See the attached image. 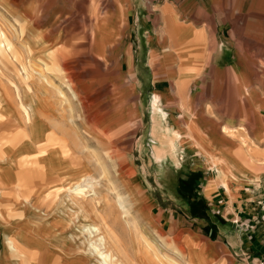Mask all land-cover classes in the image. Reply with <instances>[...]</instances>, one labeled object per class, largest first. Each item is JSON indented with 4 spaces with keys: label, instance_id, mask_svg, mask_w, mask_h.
I'll return each instance as SVG.
<instances>
[{
    "label": "rangeland",
    "instance_id": "374dc122",
    "mask_svg": "<svg viewBox=\"0 0 264 264\" xmlns=\"http://www.w3.org/2000/svg\"><path fill=\"white\" fill-rule=\"evenodd\" d=\"M162 1L146 0L134 18L119 14L131 7L129 0H0V144L14 157L11 172L0 173V185L15 179L0 189V206L19 207L32 219L22 215L0 223V264H11L3 240L8 231L25 233L31 246L48 253L59 245L66 251V233L58 239L52 230L68 224L67 207L57 196L63 185L74 183L86 191L83 199L73 190L63 193L75 209L81 207L78 201L84 203L88 221L101 225L107 249L118 259L111 264H136L141 255L153 264H188L187 259L202 264L187 241L185 251L179 233L155 225L150 206L181 215L189 210L188 222L199 217L202 209L189 204L192 181L199 191L204 167L215 174L217 169L222 178L215 158L264 182V0H209L200 18L202 33L194 35L203 42L201 54L187 46L192 30L180 33L171 4L158 15ZM155 38L161 47L149 53ZM106 44L112 45V60L102 54ZM129 46L134 60L123 61ZM152 75L159 78L153 87ZM154 95L159 116L152 111ZM22 107L31 113L28 121ZM42 120L47 130L41 131L42 140L49 141L34 146L33 126ZM165 126L181 134L173 149ZM187 139H197L199 148H190ZM204 145L210 156L201 155ZM240 147L244 157L235 151ZM249 149L258 153L252 157ZM200 240L191 239L194 248ZM70 254L88 260L85 254Z\"/></svg>",
    "mask_w": 264,
    "mask_h": 264
},
{
    "label": "crops",
    "instance_id": "0c3cea01",
    "mask_svg": "<svg viewBox=\"0 0 264 264\" xmlns=\"http://www.w3.org/2000/svg\"><path fill=\"white\" fill-rule=\"evenodd\" d=\"M129 2L131 7L128 8L126 12H119V14L125 17L133 14L135 18L136 11L138 9L140 11V9L144 7L146 0H129ZM208 2L209 0H173L170 3L169 1L164 0L161 2L159 8L158 15L161 16L162 6H164L165 3L167 5L171 4L169 11L175 16L176 22L182 26L180 27V33L182 34L183 31L187 29L192 30L193 34L190 33V38L193 41L188 43L189 45L187 44V46H193L192 51L196 54H201L204 51V47H202L204 46L203 42L196 41L194 35L196 36L197 34V36H199L202 33L203 21L200 18L202 12L204 11L203 7L206 6ZM185 18H189V21L185 20ZM106 43L109 44V42ZM150 43L149 53L161 47L159 38H155V40ZM108 44L105 45L106 50L104 52L102 51V54L106 60H112L115 55L113 50L109 51L112 48V45L110 44L108 47ZM165 44L168 43L166 42ZM181 47L182 46H178L177 48L180 49ZM128 49L129 56L127 54H123L121 60H134V57L130 54V46ZM116 59H120V57L118 58V53ZM176 74H178V71L174 72L172 77ZM156 80H159L158 76L152 75L150 81L152 87L154 81ZM194 85L197 87L200 86L199 84L196 85V83ZM189 88L190 86H186L184 90V98H186ZM173 92H175V90H173ZM104 102L107 103V101ZM40 118L44 119L49 117L40 116ZM38 124L46 126L44 121L38 122ZM177 132L180 134L179 131ZM192 141L197 142L196 139H193ZM25 146L28 147V145ZM189 147L191 148V146ZM192 149H195L193 148V145ZM203 150L205 151V155L208 154L210 156L205 145ZM249 150L251 151L248 153L252 157L258 153L252 149ZM235 151L243 156L241 147L239 149L237 148ZM217 159L219 158H215V160ZM221 161V173L228 174L229 172H232L235 174V177H226L223 175V177L220 178V173L215 167L214 168L216 169L217 174H215L214 169L204 167V170L201 171L202 176L199 178V191L197 189L198 182L195 185V180L192 181V187L195 189L193 190V196L191 197L189 204H192L194 207L198 205V207L202 209L199 217L193 219L191 222H188L184 219V216L186 212H189V210L186 212L184 211L183 215H181L176 213L173 209L157 208V204H152L150 206L148 214L155 225L162 226L161 228H164L171 234L177 235V233H179V235L185 239L183 243L186 252L188 251V246L185 242L187 241L190 243L192 253L201 261L202 264H252L253 259L264 258V182H262L261 177L258 179L256 173L245 175L240 170L234 169V166L231 163L224 160ZM200 167L203 166L200 165ZM15 171L16 167H14L13 173H15ZM10 172L11 171L5 172L3 169H0V173L2 174ZM213 174L215 175L213 176ZM11 175L15 176L13 174ZM6 177L9 176L4 175V178ZM218 179H220L222 183L218 182ZM14 180L15 179L13 178V180H10L8 184H4L2 186L8 187L12 184V182H14ZM3 181L6 182L7 180L3 179ZM2 186L0 185L1 190ZM158 200L162 201L160 199ZM24 212L19 207L15 208L13 211L12 209L2 205V207L0 206V223L5 222L4 224L7 223L6 225L9 223L11 224L13 221L10 222V218L22 215H26V220H32L30 219L31 217ZM4 236L11 239L10 244L15 248H12L9 245V242L5 241ZM193 238L201 239V244L197 248H194L191 243V239ZM3 240L5 243L6 253L10 256L11 264H15L13 260L16 258H19V264L89 263L88 260L85 261L84 259H81V255L70 254V252H76V249L69 247L66 244L63 247L66 251L60 249L61 245H59L60 247L54 246L49 249L50 253L46 252V248H35L37 245L31 246L27 235L20 231L13 233H9V231L6 232L3 235ZM18 243L20 248L17 247ZM12 252H19L18 256L12 254ZM66 252L71 256L68 257L67 254H65ZM0 253L3 258L2 243ZM1 263H3L2 260Z\"/></svg>",
    "mask_w": 264,
    "mask_h": 264
},
{
    "label": "bare ground",
    "instance_id": "6f19581e",
    "mask_svg": "<svg viewBox=\"0 0 264 264\" xmlns=\"http://www.w3.org/2000/svg\"><path fill=\"white\" fill-rule=\"evenodd\" d=\"M174 31H170V33H172ZM191 34H193V32H191ZM187 35V34H186ZM185 35V37H186ZM171 36L173 37V34H171ZM168 41V40H167ZM179 43V42H178ZM25 46V45H24ZM48 56V55H47ZM57 64V63H56ZM188 76V75H187ZM45 77V76H44ZM46 80V78H45ZM186 79H183V81H185ZM188 81V80H187ZM186 81V82H187ZM59 88V87H58ZM58 90V94L60 95V97L62 98V96H64L62 94V92ZM184 86H182L181 90H183ZM56 89V88H55ZM29 90H27L26 92H28ZM12 94V93H11ZM14 96V94H12ZM74 97V96H73ZM63 99V98H62ZM11 101H13V99H10ZM9 99H3L2 102H9L10 101ZM30 100V99H29ZM76 100V99H75ZM80 100V99H79ZM158 101H159V97L154 95L153 97V102H152V111H153V115L155 116H159L161 114V110H159V106H158ZM82 102V101H81ZM80 102V103H81ZM3 103V104H4ZM5 106L7 107V110L8 112H11V107L9 105H6ZM2 108V106H1ZM0 108V109H1ZM3 109V108H2ZM6 111V112H7ZM7 112V113H8ZM22 113H23V117L25 121H28V118L29 116H31L29 114V111H28V108H24L22 107ZM1 114V113H0ZM5 114V113H4ZM22 117V118H23ZM154 120V119H153ZM156 121V120H155ZM156 123V122H155ZM154 123V124H155ZM35 129L32 130V135L35 134V136H37V138H32V142L31 144L32 145H36L37 146H44L46 142H48L49 140H42V137H45L46 134L45 132L47 131L46 130V127L44 125H39V126H33ZM161 127V126H160ZM162 128V127H161ZM172 128V127H171ZM223 132H225L226 130V127H223ZM41 131H45L44 133H41ZM164 133L166 134V142L167 144L169 145L170 148L173 149L175 143V139L181 135L174 129H170L168 126H165V128L163 129ZM37 132V133H36ZM37 134V135H36ZM1 136V134H0ZM49 138V137H48ZM165 138V137H164ZM1 139V137H0ZM51 139V138H50ZM189 141V139H187ZM43 142L42 144L39 143V142ZM197 141V139H196ZM187 142V141H186ZM59 143V142H58ZM190 143V146L192 148V145H193V148L195 149H198L199 148V145H200V142H195V141H189ZM50 144V143H49ZM48 147V145H47ZM201 147V146H200ZM10 148V147H9ZM54 148V147H52ZM11 149V148H10ZM50 149V148H48ZM47 149V150H48ZM193 149V150H195ZM202 149V148H201ZM8 148H6V146L2 147V145L0 144V169L4 170L5 172L7 171H10V165L11 163H13L14 161V157L11 156V155H8ZM44 150V149H43ZM171 150V149H170ZM69 152V151H68ZM28 154V153H27ZM52 155V154H51ZM201 155L204 156L205 153L204 152H201ZM19 157V156H18ZM222 159V158H221ZM67 160V159H66ZM217 163L220 165L222 164V161L220 159H217L216 160ZM225 161V160H224ZM46 162L49 163V158H46ZM221 162V163H220ZM227 162V161H226ZM14 164V163H13ZM50 164V163H49ZM69 164V163H68ZM224 164V163H223ZM225 165V164H224ZM227 165V164H226ZM17 166V165H16ZM45 167H47V171H50V172H53V166L52 165H48ZM229 167V166H228ZM227 167V168H228ZM72 168V167H71ZM79 168V167H78ZM226 168V169H227ZM231 171V170H230ZM56 173V172H55ZM224 174V173H223ZM226 177H235V174H233L232 172H229L228 174H224ZM47 176V175H46ZM66 176V175H65ZM49 177V176H48ZM60 182V181H59ZM83 183V182H81ZM37 186V185H36ZM62 187V186H61ZM60 187V188H61ZM87 187L89 188H93L91 185H88ZM51 189V188H50ZM94 189V188H93ZM73 190L75 192L77 196V199L80 198V199H83L84 198V188L82 187V185H80L79 183H74L72 184L70 187H68L67 185H63V191L60 193V195L58 194V200L60 201V203L64 206L67 207V213H65L64 215H67L65 218L68 222L67 225H65L63 228L60 227V224L55 228V230H52V232L55 231V234L54 236L58 239H63V235L64 233H66V238L67 240L66 241H69L68 245L69 247H73L76 249V252L78 251L79 253H82V254H85L87 259H88V262L91 263V264H111L113 260H118L116 255H113L111 254V252L107 249V241H106V237L104 236L103 234V231H102V228H101V225L99 223H96V221H88L86 215L87 214H90L89 210L85 207L84 203H82L81 201H78V203L80 204L79 206H81L80 208L78 207L77 209H75L73 204H75L73 202V200H71L69 198V196H67L65 193L63 192H66V191H71ZM87 190V189H86ZM90 192V190H89ZM88 192V193H89ZM92 194H95L94 191H92ZM71 195V194H70ZM74 195V194H73ZM87 200V199H86ZM121 201V200H120ZM77 203V202H76ZM76 206V205H75ZM78 206V205H77ZM119 206L120 208L122 209V215H126L125 213L127 212L124 205L122 203H119ZM60 214V213H59ZM102 223V222H101ZM108 223V222H107ZM105 224V223H104ZM55 227V226H53ZM59 227V228H58ZM103 228L105 227L104 225L102 226ZM107 227V226H106ZM108 228V227H107ZM109 229H110V226H109ZM104 230V229H103ZM107 230V229H106ZM112 230V229H111ZM105 231V230H104ZM108 231V230H107ZM113 231V230H112ZM110 231V232H112ZM113 233V232H112ZM117 234V233H116ZM116 234H113V235H116ZM118 237V236H117ZM5 238V241H8L9 242V245L12 247V248H15L14 246H12L10 243H11V239H9L8 237L4 236ZM113 238V237H112ZM119 238V237H118ZM110 239V238H109ZM114 239V238H113ZM115 240V239H114ZM58 241V240H57ZM64 241V240H63ZM111 241V240H110ZM115 241H118V240H115ZM121 241V240H119ZM119 244V242H116ZM114 243V244H116ZM109 244V243H108ZM110 247V246H109ZM108 247V248H109ZM118 247V245L116 246ZM121 247V246H119ZM123 247V246H122ZM123 250V249H122ZM138 250V248H137ZM139 251V250H138ZM146 252V251H145ZM152 252V251H151ZM138 254V253H137ZM126 255V254H124ZM123 255V256H124ZM128 258V256H127ZM130 258V257H129ZM140 258L139 261H137L136 264H153L152 262H146L144 261L143 259V256L141 255V257H138ZM81 259H84L82 256H81ZM124 259L125 256H124ZM85 260V259H84ZM128 259H126L127 261ZM130 260H133L132 258H130ZM19 260H15V264H19L18 263ZM86 261V260H85ZM125 261V260H124ZM128 262V261H127ZM131 262V261H130ZM133 264H135L133 261H132ZM170 264H172L171 262H169ZM188 264H192L190 262V260L188 259L187 261ZM114 264H121V262L117 261L115 262ZM128 264H131V263H128ZM159 264V263H157Z\"/></svg>",
    "mask_w": 264,
    "mask_h": 264
},
{
    "label": "built area",
    "instance_id": "2783aa9c",
    "mask_svg": "<svg viewBox=\"0 0 264 264\" xmlns=\"http://www.w3.org/2000/svg\"><path fill=\"white\" fill-rule=\"evenodd\" d=\"M252 264H264V258H255L253 259Z\"/></svg>",
    "mask_w": 264,
    "mask_h": 264
}]
</instances>
